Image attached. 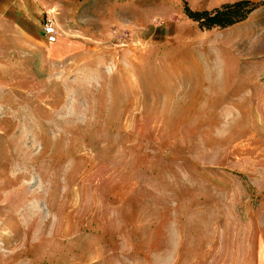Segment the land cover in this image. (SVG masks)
Returning a JSON list of instances; mask_svg holds the SVG:
<instances>
[{
  "label": "rangeland",
  "instance_id": "rangeland-1",
  "mask_svg": "<svg viewBox=\"0 0 264 264\" xmlns=\"http://www.w3.org/2000/svg\"><path fill=\"white\" fill-rule=\"evenodd\" d=\"M237 1L67 0L0 56V264H264V4L184 14Z\"/></svg>",
  "mask_w": 264,
  "mask_h": 264
},
{
  "label": "crops",
  "instance_id": "crops-1",
  "mask_svg": "<svg viewBox=\"0 0 264 264\" xmlns=\"http://www.w3.org/2000/svg\"><path fill=\"white\" fill-rule=\"evenodd\" d=\"M66 1L0 0V56L6 52L34 51L45 15H53L56 32L57 27L62 29ZM260 255L264 260V252Z\"/></svg>",
  "mask_w": 264,
  "mask_h": 264
},
{
  "label": "trees",
  "instance_id": "trees-1",
  "mask_svg": "<svg viewBox=\"0 0 264 264\" xmlns=\"http://www.w3.org/2000/svg\"><path fill=\"white\" fill-rule=\"evenodd\" d=\"M262 4L264 2L254 3L248 0H241L224 4L211 11H192L185 7L184 14L189 20L196 23L200 29H225L245 21Z\"/></svg>",
  "mask_w": 264,
  "mask_h": 264
},
{
  "label": "built area",
  "instance_id": "built-area-1",
  "mask_svg": "<svg viewBox=\"0 0 264 264\" xmlns=\"http://www.w3.org/2000/svg\"><path fill=\"white\" fill-rule=\"evenodd\" d=\"M41 32L49 45H53L57 42V32L53 20L48 15H45Z\"/></svg>",
  "mask_w": 264,
  "mask_h": 264
},
{
  "label": "bare ground",
  "instance_id": "bare-ground-1",
  "mask_svg": "<svg viewBox=\"0 0 264 264\" xmlns=\"http://www.w3.org/2000/svg\"><path fill=\"white\" fill-rule=\"evenodd\" d=\"M60 44V43H59ZM59 50V49H58Z\"/></svg>",
  "mask_w": 264,
  "mask_h": 264
}]
</instances>
